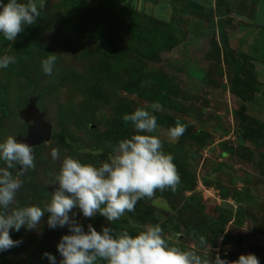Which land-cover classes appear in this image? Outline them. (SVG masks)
Listing matches in <instances>:
<instances>
[{"label": "rangeland", "instance_id": "rangeland-1", "mask_svg": "<svg viewBox=\"0 0 264 264\" xmlns=\"http://www.w3.org/2000/svg\"><path fill=\"white\" fill-rule=\"evenodd\" d=\"M258 13L264 15V0H46L15 41L0 36V56L15 58L0 69V105L12 112L0 113V143L26 137L29 124L18 112L32 98L51 128L49 141L33 147L35 167L20 176L18 204L43 207L50 200L56 186L49 184L64 157L99 166L111 154L109 144L137 133L131 127L110 143L101 137L123 115L144 108L156 116L154 135L164 153L174 157L176 190H157L111 225L74 209L77 222L85 231L89 224L98 232L111 226L132 236L159 224L170 246L197 250L204 236L210 248L198 254L210 261L219 249L221 259L254 254L264 264V19ZM49 54L57 55L51 76L41 68ZM234 78L254 89L245 102L233 93ZM160 94L172 107L153 111ZM177 122L186 131L171 141L166 131ZM53 148L59 160H52ZM47 216L37 230L10 232L23 244L0 253V264H48L44 252L61 259L56 244L67 227L48 228Z\"/></svg>", "mask_w": 264, "mask_h": 264}, {"label": "clouds", "instance_id": "clouds-1", "mask_svg": "<svg viewBox=\"0 0 264 264\" xmlns=\"http://www.w3.org/2000/svg\"><path fill=\"white\" fill-rule=\"evenodd\" d=\"M46 0H0V36L9 42L15 41L25 27L33 25L41 16ZM57 55L49 54L41 61L45 75L51 76ZM15 63L13 56H0V69ZM153 111H161L159 103H153ZM125 124L131 123L137 134L131 138L109 144L111 154L99 166L81 163L71 156L64 157L58 173L49 185L55 190L43 206H20L16 195L23 185L20 176L35 167L33 146L18 142L9 136L0 143V253L23 244L22 239L13 240L10 232L33 231L40 228L41 218L47 216V227H67L56 244L61 259L44 252L48 264H260L254 254L240 255L236 260L221 259L219 249L210 261L198 254L202 248H210L204 236L198 239L197 250H182L170 246L159 224L142 226L135 236L127 231L117 234L113 228L101 227L98 232L91 224L82 226L77 222V212L84 218L97 215L106 218L109 225L120 220L126 212H133L138 201L151 199L157 190H176L180 176L173 163L174 157L165 154L158 134L155 115L144 108H137L122 117ZM186 131L177 122L167 129L169 140L177 141ZM52 160L61 158L58 149L50 152ZM15 169V174L13 171ZM69 213H71V218ZM223 236L219 243L223 244ZM227 253L225 252V256Z\"/></svg>", "mask_w": 264, "mask_h": 264}, {"label": "water", "instance_id": "water-1", "mask_svg": "<svg viewBox=\"0 0 264 264\" xmlns=\"http://www.w3.org/2000/svg\"><path fill=\"white\" fill-rule=\"evenodd\" d=\"M18 115L24 123L29 124L26 137L18 138V142H25L36 147L49 141L51 128L43 121V114L36 107V98L30 99L26 107L19 110Z\"/></svg>", "mask_w": 264, "mask_h": 264}, {"label": "trees", "instance_id": "trees-1", "mask_svg": "<svg viewBox=\"0 0 264 264\" xmlns=\"http://www.w3.org/2000/svg\"><path fill=\"white\" fill-rule=\"evenodd\" d=\"M221 39L222 41L224 40V36L221 34ZM242 58L245 59L244 56H241ZM234 67H236V61L233 63ZM239 68V66H238ZM31 84L35 87L36 83L34 79H30ZM232 84L234 85V91L233 93L242 101L245 102L246 96L247 94H250L254 89L252 87V85L250 84L249 81H243L240 82L239 79H233ZM243 85L244 88L241 91H238L240 88V85ZM238 91V92H237ZM132 92H140V90L136 91V90H132ZM157 103H159L161 106L164 107H172L170 105V102L167 99V96L160 94L158 99L156 100ZM0 113L3 116H9L11 115V111H8L7 109H5L3 106L0 105ZM132 125L131 123L125 124L124 122H122L119 126H117L116 128L111 129L109 132H107L103 137H101L105 142L110 143L114 138H116L117 136L124 134L129 128H131Z\"/></svg>", "mask_w": 264, "mask_h": 264}, {"label": "crops", "instance_id": "crops-1", "mask_svg": "<svg viewBox=\"0 0 264 264\" xmlns=\"http://www.w3.org/2000/svg\"><path fill=\"white\" fill-rule=\"evenodd\" d=\"M263 15V13H258V16H261L262 17V19H264V15Z\"/></svg>", "mask_w": 264, "mask_h": 264}]
</instances>
